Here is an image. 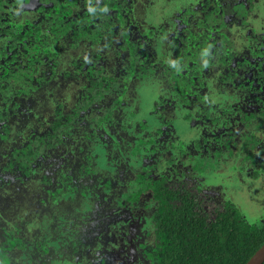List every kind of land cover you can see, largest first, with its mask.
Instances as JSON below:
<instances>
[{"label": "flooded vegetation", "instance_id": "af4514ba", "mask_svg": "<svg viewBox=\"0 0 264 264\" xmlns=\"http://www.w3.org/2000/svg\"><path fill=\"white\" fill-rule=\"evenodd\" d=\"M153 1L165 5L154 17L145 0H0V264H149L141 244L154 238L143 241L148 224L154 231V186L129 198L147 180L193 197L200 215L233 203L249 221L227 193L207 192L219 184L206 170L221 168L225 179L236 176L233 192L264 209V140L251 127L255 111L264 116V0ZM171 3L183 5L177 13H187L194 34L200 21L223 16L224 37L240 40L245 55L218 52L232 56L219 69L200 59L181 86L162 83L169 94L150 82L159 125L148 131L151 119L129 108V96L143 79H164L159 70L141 77L134 64L154 52L171 68L176 47L164 55L175 36L163 35ZM23 68L32 75L25 83ZM121 216L135 237L109 228Z\"/></svg>", "mask_w": 264, "mask_h": 264}, {"label": "trees", "instance_id": "16d2710c", "mask_svg": "<svg viewBox=\"0 0 264 264\" xmlns=\"http://www.w3.org/2000/svg\"><path fill=\"white\" fill-rule=\"evenodd\" d=\"M165 13L167 18L174 15V21L177 20L182 25L173 40L178 55L175 56V61L170 68L169 65H164L165 61L161 55L149 52L144 64H134L140 67L136 71L137 74L146 77L159 70L160 76L172 85V82L168 81V72L171 71L177 79H183L187 69L183 65L184 63L195 62L189 66V69L194 68L193 72H199L196 62L200 63L202 58H206L204 62H201L202 64H215L218 61L219 66L228 64L232 56L230 58L225 55L217 56L218 52H222L226 48L223 43L226 26L219 27L216 22L214 24L208 22L210 19H215V16L205 19L203 22L200 21L201 30L194 34L190 30L191 23L186 12H179L178 15L174 10H167ZM222 17L219 19L223 23ZM229 18L230 24L237 23L235 19ZM191 36L193 38H190ZM179 41H182L181 45ZM55 45L62 46L59 40H56ZM190 57L193 60H190ZM131 68L134 69L133 66ZM165 69H168L167 73H165ZM23 70L16 71L18 77L21 78V83L28 81L26 78L30 76L29 68H23ZM175 71L177 72L175 73ZM175 84L174 82L176 87ZM124 89L126 91V88ZM11 164L15 167L14 161ZM24 164L26 163L18 165L17 169L20 170ZM162 182L156 180L153 185L152 180H147L146 185L144 184L137 191L130 193L129 197L130 199L139 197V194L146 189L147 184L149 187L154 186L155 199L157 200L152 217L154 238L147 244H141L149 264H246L264 244V224L256 225L244 219L242 212L235 204L226 203L221 206L222 209H218L215 216L212 215L215 218L210 217L209 214L200 215L198 212L199 203L193 197L186 194L178 196L175 186L170 187L169 184L164 186ZM187 194L190 195L189 192ZM126 204L122 203V205ZM42 247L44 249L46 244ZM103 263L106 264L105 261Z\"/></svg>", "mask_w": 264, "mask_h": 264}, {"label": "rangeland", "instance_id": "374dc122", "mask_svg": "<svg viewBox=\"0 0 264 264\" xmlns=\"http://www.w3.org/2000/svg\"><path fill=\"white\" fill-rule=\"evenodd\" d=\"M145 1L147 2V4L150 5L149 7L152 8L151 11L154 10V13L152 12V17L159 14V10H160V12H164V11H162L163 9L158 8V7H164L165 5L163 3L157 4L156 1H153V0H145ZM179 7L181 10L183 5L182 4L173 5V3H171V6H170V8H168V10H174V12L177 13L179 10ZM215 17H216L215 19H210V20H208V22H211L213 24H214V22H216V24L219 27H224L221 19H219V17H217V16H215ZM209 18H211V17H209ZM168 24H169L168 25L169 28L167 27V29L163 32V35H165V39H166V36L169 35V33L170 34L172 33L173 36H175V34L178 32V29L179 30L181 29V23L177 22V20L174 21V18H168ZM175 38H176V36H175ZM168 41L170 43L168 44V48L166 49L167 55L166 54L164 55L163 51H158L160 54L167 56V58L174 55V53H175V51H174L175 47L173 45V40L169 38ZM223 43H224L225 47L227 48V47H231V45L233 44V41L224 37ZM236 50L239 53H241V55H245V54H243L244 53V47L242 46L241 43L237 44ZM190 60H193V58L190 57ZM183 65H185V67L187 68L186 70H188L189 69L188 65H191V64H190V62H188L187 66H186V63H184ZM177 71H175V73ZM167 72H168V69H165V73H167ZM205 73L211 74L213 72L205 70ZM167 76H168V81L169 82L171 81L172 85H170L166 80H164V81H165V84H167L168 88L171 91H173L174 82L176 83L175 85L181 86V84H182L181 79L182 78H178V79L175 78L176 76L174 77V74L171 73V71L168 72ZM173 77H174V79H173ZM150 82L155 84L156 91L158 93H164V94L168 93V92H166V89L162 88L164 85L162 84L161 81H159L155 77H151V78L148 77L147 79H143V80L137 82V84H138L137 87H135L132 91V92H134V94H132V96H129V99H130L129 108L130 109H136L141 115H143L142 117L147 116L148 119L149 118L151 119L150 124H148V131L149 130H155L157 125H159V123L157 122L153 113L151 112L152 110H154V104H155L154 101L157 100L156 98L158 97V95H157L158 93H156V92L153 93V91H155L154 86L151 85ZM144 89H145V92H143ZM257 96L260 97L261 92H258ZM217 102H218V100H217ZM254 114L258 115L259 117H255V119H254L255 123L253 124L254 127L253 126H251V127L253 128V131L256 130V135L262 141V140H264V116L261 117V115H260V113H258V111H255ZM192 133H194L196 135L195 131H192ZM189 134L190 133H187V135H189ZM187 135H185V136H187ZM188 138H190V137H188ZM242 142L244 143V141H242ZM241 145H243V144L239 140V142L237 144V148H240V147L242 148L243 146H241ZM233 147L236 148L235 145H233ZM199 150H200V152H198V153L194 152V155L192 156V158H190L191 160L189 158H187V159L190 161H194L193 163L197 162L202 157V155L200 154V153H202V150L201 149H199ZM251 152H252L251 148L247 149V153H251ZM183 157L185 160L186 156L183 155ZM233 157L235 158V156H233ZM181 158L182 157L177 156L176 158H174V160L176 162H178V160ZM99 165L102 168V171L107 169V172H108V170L111 168L110 166H107V163L104 160H101ZM172 168H173V166H172ZM166 169H168L167 166H166L165 170ZM205 173L209 177L208 179L211 181V183H213V184L218 183L219 184V185L217 184L218 185L217 187L214 186V189L209 187L207 192H210L212 195L215 194V196L219 197V198H222L224 196V193H227L228 194L227 196H229V198H232L233 200H235L238 203V205L242 208L244 215L246 216L247 219H250L249 220L250 222L254 221L256 223L258 221V223H256L257 225L262 224V221L264 222V209L258 208L256 206L252 205V202L254 201L253 197H249V196L244 195V193H242L243 189L239 192H233L234 191L233 188L235 186H237L235 175L232 178L228 177L225 179V177L222 175L223 173H225V171L222 170L221 168H218V170H216L215 168H212V169L208 168ZM243 174L245 175V177H248V175H246L247 173H243ZM119 184H122V183L120 182ZM123 187L124 186L122 185V188ZM212 189L214 190L213 192H212ZM120 195H121L120 190L116 189V192L113 194L115 204L118 202L117 198H119ZM223 198H225V196ZM24 202H25L24 199H20V204H17V205L21 206V208H22V206L24 205L23 204ZM85 207L89 208L88 205H85ZM25 208L26 207H23V209H25ZM116 220L117 221H114L113 223L110 224L109 228H111V230H112V228L114 229L116 227L115 229H117V231L119 233H122L123 231H127L128 235L130 237H135V235L128 229L129 224H128V222L125 221L124 216H121L120 218H118ZM68 221H70V220L66 219V222H68ZM116 223H119V224H116ZM94 226H96V225H94ZM117 226H119V227L117 228ZM147 227H148L149 232L151 233V236H149V234L144 235L143 241H149L152 239V237H154V233H153L154 231L152 230L151 224H148ZM137 230L139 231V229H137ZM134 232H136V229H134ZM139 240L142 241V238H140ZM136 241H138V238H135L133 244H131L132 246L129 247L130 249H132L133 254L135 256H136V252H135V242ZM141 262H142V259H141L140 263ZM55 264H58V263H55Z\"/></svg>", "mask_w": 264, "mask_h": 264}, {"label": "water", "instance_id": "95a60500", "mask_svg": "<svg viewBox=\"0 0 264 264\" xmlns=\"http://www.w3.org/2000/svg\"><path fill=\"white\" fill-rule=\"evenodd\" d=\"M239 41L240 40H235L234 44L236 43L239 44ZM234 44H232L231 47L225 48L223 52H226L227 55H233V54L235 55L239 53L237 50L235 52L231 51L232 47L233 46L235 47L237 45V44L236 45ZM215 65H212L211 68L218 69L219 67L218 64L215 63ZM263 263H264V244L252 255V257L246 262V264H263Z\"/></svg>", "mask_w": 264, "mask_h": 264}, {"label": "clouds", "instance_id": "9594fccd", "mask_svg": "<svg viewBox=\"0 0 264 264\" xmlns=\"http://www.w3.org/2000/svg\"><path fill=\"white\" fill-rule=\"evenodd\" d=\"M106 10V9H105Z\"/></svg>", "mask_w": 264, "mask_h": 264}]
</instances>
